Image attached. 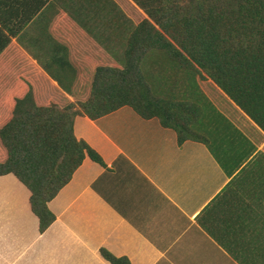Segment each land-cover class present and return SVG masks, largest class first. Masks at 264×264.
<instances>
[{
	"label": "crops",
	"instance_id": "crops-1",
	"mask_svg": "<svg viewBox=\"0 0 264 264\" xmlns=\"http://www.w3.org/2000/svg\"><path fill=\"white\" fill-rule=\"evenodd\" d=\"M130 3L0 0V129L16 103H46L59 85L80 98L95 70L121 68L143 18ZM220 112L234 127L213 117L208 144L181 145L129 107L77 116L75 137L103 164L85 157L43 233L27 188L0 176V264H110L101 250L131 264H264V140Z\"/></svg>",
	"mask_w": 264,
	"mask_h": 264
},
{
	"label": "trees",
	"instance_id": "trees-1",
	"mask_svg": "<svg viewBox=\"0 0 264 264\" xmlns=\"http://www.w3.org/2000/svg\"><path fill=\"white\" fill-rule=\"evenodd\" d=\"M131 1L143 18L121 68L95 70L80 98L59 85L46 103H16L0 129V176L12 174L27 188L40 233L55 221L48 203L85 157L103 164L75 137L77 116L94 121L129 107L172 130L178 145L208 144V120L218 116L232 128L220 112L231 109L264 140V0ZM100 254L110 264H131Z\"/></svg>",
	"mask_w": 264,
	"mask_h": 264
},
{
	"label": "rangeland",
	"instance_id": "rangeland-1",
	"mask_svg": "<svg viewBox=\"0 0 264 264\" xmlns=\"http://www.w3.org/2000/svg\"><path fill=\"white\" fill-rule=\"evenodd\" d=\"M132 4V5H131ZM134 5V6H133ZM131 6L133 7V8H136V6H135V4H133V3H130L129 4V7L131 8Z\"/></svg>",
	"mask_w": 264,
	"mask_h": 264
}]
</instances>
